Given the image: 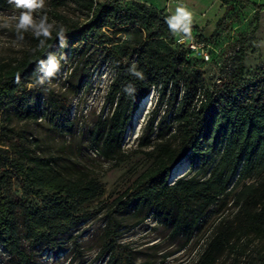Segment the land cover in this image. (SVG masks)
Wrapping results in <instances>:
<instances>
[{
    "label": "trees",
    "instance_id": "1",
    "mask_svg": "<svg viewBox=\"0 0 264 264\" xmlns=\"http://www.w3.org/2000/svg\"><path fill=\"white\" fill-rule=\"evenodd\" d=\"M70 5L79 7L82 16L76 19L59 11ZM49 6V22L67 29V46H60L56 31L43 48L31 34L30 46L19 57L0 60V248L10 257L9 264H35L23 240L29 248L54 242L88 217L81 208L102 191L95 174L65 146L40 150L41 140L16 131L9 116L19 121L45 119L51 130L72 133L68 95L77 96L90 85L94 71L105 65L111 112L91 136V145L100 146L104 155H121L134 113L154 87L158 99L152 127L163 105L173 111L171 125L165 116L158 141L148 152L151 165L107 211L104 264H149L138 263L132 248L119 239L118 215L132 210L137 222L152 215L185 243L215 217L195 264H264V66L246 77L242 61L247 38H241L237 50L239 65L207 88L195 64L201 59L168 29L167 7L139 0H50ZM14 9L9 0H0V10ZM261 10L264 4L256 6L255 16ZM49 53L64 57L61 67L68 60L75 66L65 92L47 88L44 98L39 95L44 85H28L39 75L38 61ZM133 64L143 79L129 71ZM129 86L134 88L131 94L125 92ZM184 159L189 171L170 182L174 167ZM14 178L20 181L23 197L10 195Z\"/></svg>",
    "mask_w": 264,
    "mask_h": 264
},
{
    "label": "rangeland",
    "instance_id": "2",
    "mask_svg": "<svg viewBox=\"0 0 264 264\" xmlns=\"http://www.w3.org/2000/svg\"><path fill=\"white\" fill-rule=\"evenodd\" d=\"M49 2L50 0H45L43 12L50 8ZM178 4H183L194 13L191 37L202 36L214 48L211 50L210 61H195L196 66L203 72L207 88H212L239 65L237 50L243 37L247 38L243 45L242 61L246 77H253L256 70L264 66V10L255 16L256 6L264 4V0H169V15L175 13ZM19 11L0 10V25H8L0 26V60L19 57L30 46L31 31L24 33V40L16 39L14 17L19 15ZM59 11L76 19L82 16L76 5ZM41 14L42 12H37L34 15ZM74 66L75 64L68 60L66 66L61 67L51 82L41 88L39 95L45 98L47 88L55 93H64L66 78ZM109 83L110 72L105 65L94 71L90 85L77 96L68 95L72 106L70 116L74 120L72 133L51 130L45 119H39L38 122L19 121L8 113L4 114L5 117H11L8 123L16 131L39 138L40 150L48 151L60 145L65 146L81 165L95 174L102 188L96 200L81 208V212L88 217L57 236L54 242H44L29 248L26 240H23V247L33 253L35 264H104L106 257L101 256V246L107 211L114 199L151 165L152 159L148 152L152 151L158 141L157 134L165 116L166 124L171 125L173 110L168 104L158 110L153 127L150 124L151 116L157 109L158 87H154L148 94V100L143 104L141 112L138 111L143 99L134 113L132 123L124 136L121 155L117 158L104 155L100 146L91 145V136L100 120L105 119L111 112L110 104L106 100ZM184 161L186 166L175 174L172 172L170 182L189 171V161ZM10 195L15 198L23 197L18 179H13ZM231 206L230 202L224 212L230 213ZM142 215L144 213L140 217ZM118 218L122 226L119 239L132 248L138 263L195 264L205 246L215 217L209 218L208 224L198 230L189 243H185L182 237L173 236L170 230L156 222L152 215H147L142 222H137L138 218L132 210L119 214ZM10 260L8 254L0 248V264H9Z\"/></svg>",
    "mask_w": 264,
    "mask_h": 264
},
{
    "label": "clouds",
    "instance_id": "3",
    "mask_svg": "<svg viewBox=\"0 0 264 264\" xmlns=\"http://www.w3.org/2000/svg\"><path fill=\"white\" fill-rule=\"evenodd\" d=\"M9 3L20 10L19 15L14 17L16 20V39L18 41L24 40V33L31 31L33 37L39 41L38 47L43 48L46 42L52 39L53 31H56L60 46H67V38L65 35L67 29L63 24H58L54 20L49 22L48 15L46 12H43L45 0H9ZM37 12H42V14L39 16L34 15ZM193 16L194 13L186 6L178 4L175 13L166 17L165 22L168 25V29L173 36L178 38V43H183L185 40L191 39ZM0 26L8 27L7 24ZM62 59H64L63 56L57 57L53 53H49L45 59H40L36 67L39 75L36 76L35 82L30 83L28 87L31 89L51 82L60 71ZM129 71L136 77L143 79V74L136 70L135 64L132 65ZM15 82H20L19 74H17ZM125 92L131 94L134 92V88L131 86L126 87Z\"/></svg>",
    "mask_w": 264,
    "mask_h": 264
},
{
    "label": "built area",
    "instance_id": "4",
    "mask_svg": "<svg viewBox=\"0 0 264 264\" xmlns=\"http://www.w3.org/2000/svg\"><path fill=\"white\" fill-rule=\"evenodd\" d=\"M187 49L191 51V54L203 61H210L212 59L211 50L212 45L209 41L202 37H191V39L185 40L183 43Z\"/></svg>",
    "mask_w": 264,
    "mask_h": 264
},
{
    "label": "crops",
    "instance_id": "5",
    "mask_svg": "<svg viewBox=\"0 0 264 264\" xmlns=\"http://www.w3.org/2000/svg\"><path fill=\"white\" fill-rule=\"evenodd\" d=\"M143 2H147L148 4H151L154 7H158L160 9H163L168 6L169 0H139Z\"/></svg>",
    "mask_w": 264,
    "mask_h": 264
},
{
    "label": "bare ground",
    "instance_id": "6",
    "mask_svg": "<svg viewBox=\"0 0 264 264\" xmlns=\"http://www.w3.org/2000/svg\"><path fill=\"white\" fill-rule=\"evenodd\" d=\"M147 100H148L147 97L143 98L142 104H141V106L139 108V111H138L139 113L142 110L143 104L146 103ZM185 166H186V162L185 161L180 162L177 166L174 167L173 173L175 174L176 172L183 170Z\"/></svg>",
    "mask_w": 264,
    "mask_h": 264
}]
</instances>
